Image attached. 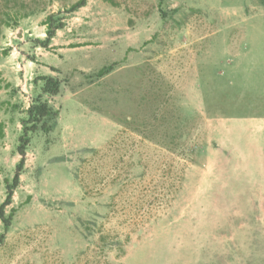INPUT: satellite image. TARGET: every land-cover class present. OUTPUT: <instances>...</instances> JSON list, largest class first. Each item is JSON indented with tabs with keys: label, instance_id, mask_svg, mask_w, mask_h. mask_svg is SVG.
<instances>
[{
	"label": "rangeland",
	"instance_id": "obj_1",
	"mask_svg": "<svg viewBox=\"0 0 264 264\" xmlns=\"http://www.w3.org/2000/svg\"><path fill=\"white\" fill-rule=\"evenodd\" d=\"M80 1L0 0V264H264V0Z\"/></svg>",
	"mask_w": 264,
	"mask_h": 264
},
{
	"label": "trees",
	"instance_id": "obj_2",
	"mask_svg": "<svg viewBox=\"0 0 264 264\" xmlns=\"http://www.w3.org/2000/svg\"><path fill=\"white\" fill-rule=\"evenodd\" d=\"M86 0H81L71 11H76L79 8L85 6ZM47 25V38L42 41L40 45L44 48H48L52 43V40L55 38L57 32L64 28V25L61 23V19L58 15H51L46 20ZM112 67H106L100 71L99 76H106L112 72ZM42 80L44 84L41 89V94L38 95L31 106L29 107L28 119L23 122L24 136L22 137V144L19 147V153L22 156V159L18 165V172L15 175L13 185L8 186L7 200L4 204L0 206V218L4 224L5 231L11 226L13 215L9 217L5 214L6 206L10 205L13 197V189L20 182V175L25 164L26 148L29 144V134L35 133L41 130L44 133H49L51 131V125L49 122L54 121L58 118L59 112L55 111L48 103V101L43 100V97L48 95L50 97H55L60 94L62 81L58 78L49 76L43 77ZM4 235L0 236V243L3 241Z\"/></svg>",
	"mask_w": 264,
	"mask_h": 264
},
{
	"label": "crops",
	"instance_id": "obj_3",
	"mask_svg": "<svg viewBox=\"0 0 264 264\" xmlns=\"http://www.w3.org/2000/svg\"><path fill=\"white\" fill-rule=\"evenodd\" d=\"M262 133L264 134V130L260 129L259 132V138H257L254 143H252V146L250 148H253V150L259 154L263 160H264V139H262ZM247 147H249L248 144H245ZM260 170H264V163L263 166H260ZM262 176L264 177V173L262 172Z\"/></svg>",
	"mask_w": 264,
	"mask_h": 264
}]
</instances>
